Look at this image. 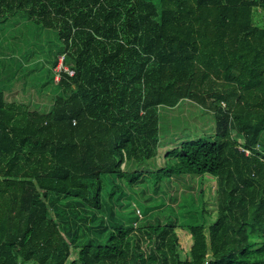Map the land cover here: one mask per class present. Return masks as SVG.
Here are the masks:
<instances>
[{
	"label": "trees",
	"instance_id": "1",
	"mask_svg": "<svg viewBox=\"0 0 264 264\" xmlns=\"http://www.w3.org/2000/svg\"><path fill=\"white\" fill-rule=\"evenodd\" d=\"M260 10L264 0H0V23L27 21L56 48L25 81L21 49L0 59V264L73 253L69 264H264ZM17 88L52 103L9 100ZM183 101L212 112L215 133L159 155L160 109Z\"/></svg>",
	"mask_w": 264,
	"mask_h": 264
},
{
	"label": "rangeland",
	"instance_id": "2",
	"mask_svg": "<svg viewBox=\"0 0 264 264\" xmlns=\"http://www.w3.org/2000/svg\"><path fill=\"white\" fill-rule=\"evenodd\" d=\"M9 23H0V59L9 55L15 56L14 49H16V47H18L19 51L20 49L23 52L25 51V53L22 52L21 57L23 58V61H26L24 63L28 65L29 69L25 71V74L21 73L20 75L22 80H24L29 70L41 68V66H33L30 69V66L34 65L35 61L38 59H47V61H49L51 59V52L55 51L56 48L54 44L50 42V39L46 35V31L43 33L41 28L38 26L32 27L27 24V21H21L19 25L14 24L13 26H10ZM256 23L264 25V11L260 10L257 12ZM12 28L16 29L15 32H12ZM2 55L5 56L2 57ZM62 58L63 56L59 57V63L53 68V71L58 73L56 75L57 81L60 79L59 72L62 68ZM2 65V62H0V67H2ZM30 80L31 79H29V81ZM39 81L40 83L45 82L43 80ZM13 83L17 84L21 83V81H14ZM6 94L8 95L9 100L17 98L26 103L28 102L30 104V108L32 109L38 108L35 103L42 104L41 106L43 108L48 107L50 103H52L49 95L46 93L43 96L37 97L38 94H34L33 96L25 93L23 89L17 88L16 90L7 92ZM26 94L31 98L29 99L25 96ZM215 123V117L212 112L200 108L191 101H183L174 107H162L160 109L161 143L159 155H165V153L176 148V146L182 144L183 142H193L197 138L207 137L214 134ZM161 158L162 157H160V160ZM201 185L205 196V207L212 213V216L215 217L218 201L217 179L207 175L203 178ZM75 257L76 254L73 253L67 264H69Z\"/></svg>",
	"mask_w": 264,
	"mask_h": 264
},
{
	"label": "built area",
	"instance_id": "3",
	"mask_svg": "<svg viewBox=\"0 0 264 264\" xmlns=\"http://www.w3.org/2000/svg\"><path fill=\"white\" fill-rule=\"evenodd\" d=\"M63 59H64V57L61 59L62 60V67H63ZM65 70L68 71L70 73V75L74 74V71L70 70L68 67H65ZM246 153H249V151H246Z\"/></svg>",
	"mask_w": 264,
	"mask_h": 264
},
{
	"label": "bare ground",
	"instance_id": "4",
	"mask_svg": "<svg viewBox=\"0 0 264 264\" xmlns=\"http://www.w3.org/2000/svg\"><path fill=\"white\" fill-rule=\"evenodd\" d=\"M160 160V159H159ZM161 161V160H160Z\"/></svg>",
	"mask_w": 264,
	"mask_h": 264
}]
</instances>
